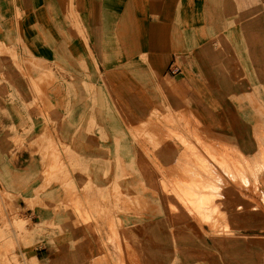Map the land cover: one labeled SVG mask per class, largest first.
I'll use <instances>...</instances> for the list:
<instances>
[{
  "label": "crops",
  "instance_id": "0c3cea01",
  "mask_svg": "<svg viewBox=\"0 0 264 264\" xmlns=\"http://www.w3.org/2000/svg\"><path fill=\"white\" fill-rule=\"evenodd\" d=\"M0 45L17 57L0 51V188L21 208L42 167L32 143L50 138L87 165L72 179L142 203L115 218L222 236L206 244L223 264H263L264 177L249 194L246 170L248 157L264 162V0H0ZM23 58L62 65L45 104ZM65 223L25 249L51 257L82 233Z\"/></svg>",
  "mask_w": 264,
  "mask_h": 264
},
{
  "label": "rangeland",
  "instance_id": "374dc122",
  "mask_svg": "<svg viewBox=\"0 0 264 264\" xmlns=\"http://www.w3.org/2000/svg\"><path fill=\"white\" fill-rule=\"evenodd\" d=\"M0 51L7 52L16 61L13 49L0 45ZM22 62L23 65L39 69L38 82L31 80V92L39 103L45 104V94L40 88L42 85L50 86L54 81L63 82L62 76L53 75L50 71L51 66L62 71V65L27 61L25 58ZM47 108L44 106L46 111L50 110ZM43 118L48 120L47 115ZM139 135L144 136L143 133ZM150 141L154 140L151 138ZM261 141L264 146V139ZM14 142L19 140L15 139ZM32 144L38 150L42 167L38 186L33 192L28 191L24 201L26 207L38 209V216H26V207L21 208L18 203L19 195L0 188V264H223V250H209L206 244L207 240L217 243L222 236L149 234L142 221L117 219L116 213L134 211L136 214L142 211V203L130 201L116 185L100 187L89 179H72L71 172L75 170L88 176L87 165L72 151L58 146L50 138H39ZM262 161L261 157L260 160L248 157L246 175L249 194L259 193L255 186L257 175L264 177ZM52 182L59 187L57 194L50 193ZM64 213H70L74 218L65 220ZM65 221L82 233L68 236L65 245L61 244V248L53 251L51 257L42 260L32 257L31 251L25 247L34 245L42 238L53 237L54 230L61 232ZM149 244L160 246V249L144 250L145 245ZM257 249L264 264V250L260 247Z\"/></svg>",
  "mask_w": 264,
  "mask_h": 264
}]
</instances>
